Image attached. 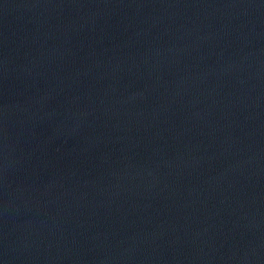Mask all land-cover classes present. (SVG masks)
I'll use <instances>...</instances> for the list:
<instances>
[{"label": "water", "instance_id": "obj_1", "mask_svg": "<svg viewBox=\"0 0 264 264\" xmlns=\"http://www.w3.org/2000/svg\"><path fill=\"white\" fill-rule=\"evenodd\" d=\"M0 264H264V0H0Z\"/></svg>", "mask_w": 264, "mask_h": 264}]
</instances>
